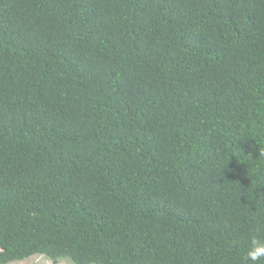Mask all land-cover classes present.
Returning a JSON list of instances; mask_svg holds the SVG:
<instances>
[{"label": "trees", "instance_id": "16d2710c", "mask_svg": "<svg viewBox=\"0 0 264 264\" xmlns=\"http://www.w3.org/2000/svg\"><path fill=\"white\" fill-rule=\"evenodd\" d=\"M264 0H0V264H264Z\"/></svg>", "mask_w": 264, "mask_h": 264}, {"label": "clouds", "instance_id": "9594fccd", "mask_svg": "<svg viewBox=\"0 0 264 264\" xmlns=\"http://www.w3.org/2000/svg\"><path fill=\"white\" fill-rule=\"evenodd\" d=\"M261 156H264V153H260ZM246 260L252 262H259L264 260V239H261L257 236L251 238L247 253Z\"/></svg>", "mask_w": 264, "mask_h": 264}, {"label": "rangeland", "instance_id": "374dc122", "mask_svg": "<svg viewBox=\"0 0 264 264\" xmlns=\"http://www.w3.org/2000/svg\"><path fill=\"white\" fill-rule=\"evenodd\" d=\"M8 264H75V263L68 258H62L59 259L58 261H53L51 258L45 255L36 254L24 260L14 261Z\"/></svg>", "mask_w": 264, "mask_h": 264}]
</instances>
